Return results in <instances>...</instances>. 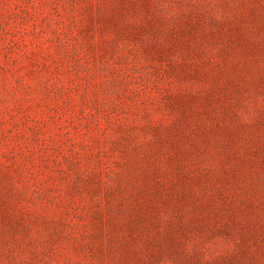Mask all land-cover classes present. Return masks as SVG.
Instances as JSON below:
<instances>
[{
	"label": "rangeland",
	"instance_id": "rangeland-1",
	"mask_svg": "<svg viewBox=\"0 0 264 264\" xmlns=\"http://www.w3.org/2000/svg\"><path fill=\"white\" fill-rule=\"evenodd\" d=\"M0 264H264V0H0Z\"/></svg>",
	"mask_w": 264,
	"mask_h": 264
}]
</instances>
